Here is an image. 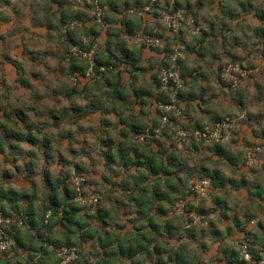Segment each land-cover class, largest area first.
I'll return each instance as SVG.
<instances>
[{"label":"crops","instance_id":"1","mask_svg":"<svg viewBox=\"0 0 264 264\" xmlns=\"http://www.w3.org/2000/svg\"><path fill=\"white\" fill-rule=\"evenodd\" d=\"M200 2L201 0H198V3ZM225 2L231 3V0H225ZM57 4L60 5L59 10H53V6ZM116 4L117 0H114L110 5L111 7L109 6L102 25H93V23L85 25L84 21L87 19V15L78 12L75 18L77 25L72 31V40L78 43H88L91 39L97 40L101 46L108 49L106 58H101L103 61L108 60L107 56H110L113 59L112 62L122 61L126 65V69L118 74L119 80L127 81L131 78L132 85L128 86L126 83L113 80L106 81L111 94L105 103H116L128 110L125 114V130L133 133L136 130L137 123L143 124L140 117L145 114L147 109V104L142 105L140 106L139 115L137 114L136 96L141 92L146 93L145 100L148 101L151 95L154 94L153 88L157 90L158 73L155 75H152V73L157 68L161 69L164 66L171 39L168 31L161 24H152V19L159 20L157 15L151 19L142 17L137 20L136 17L125 16L123 19L113 20L112 16L109 15L110 13L119 16ZM177 4H179V0H177ZM138 5H140V0H131V8ZM85 7L90 9L87 4H85ZM5 8H9L11 11H4ZM186 9L193 16L199 15L191 9ZM221 11L225 12L226 9L222 8ZM41 12H43V15H41ZM73 16L72 0H51L46 8L35 9L30 7L28 12H22L12 3V0H0V33L7 31L16 33L11 37L21 43L19 54H16L18 61H21L20 57L26 60L27 56L31 55V51H34L33 54L40 57L41 55L44 56L42 53H46L45 60L48 63H57L59 67L58 62L60 59L58 55H60L62 47L65 46L66 48L60 34L61 26L74 18ZM91 19L94 21L93 18ZM236 19L237 17L224 16L223 14L216 18L205 16L203 21L195 19L199 28L198 35H192L195 29L188 27L182 29V58L179 75L184 81V86L180 92L179 109L184 116L192 117V119L185 121L188 128L192 127L193 121L197 127L209 123L213 120L209 113H215L217 118H221L236 112L244 113L247 109L255 108L260 103V100L252 95L250 89L255 88L259 91L264 88V27L250 28V35L247 33L241 34L238 28L232 27V21ZM202 22L205 25L204 27L201 26ZM15 23L23 25V32L15 30ZM261 24L264 25V21H261ZM133 28H136V33ZM142 31L161 38L164 43L161 44L162 46L152 48L141 46L138 52L132 53L136 57L135 61H132L129 58L131 49L125 50V40L128 36L134 37L135 34ZM114 40L119 41V44L114 45ZM236 48L237 51L234 53ZM39 53L41 55H38ZM228 55L246 64L247 72L250 74L249 78H253L252 82H247L248 84H245V87L234 92L235 96L240 98L239 103L228 102L227 94L224 93L225 84L218 74L219 64L227 60ZM143 64H148L151 72L142 69ZM74 65L82 71L83 64L81 62ZM58 69L56 72H59ZM69 69L68 67V73L72 77L78 78L77 71L72 74ZM146 76H150V79H145ZM72 90L78 89H70V98H78L72 96ZM209 90L213 92L212 100L206 99ZM217 93L224 94L226 97L221 103H215ZM192 96L200 98V108L204 110H198L193 105ZM96 102L100 101L97 100ZM183 105H186V107ZM59 107H61V110H57L59 109L57 108L55 110L57 113L52 114L51 117H46L47 122L43 119L39 120L40 114L34 115L33 117L38 118H32L31 120L37 125V128L33 131L37 143L35 147H30L31 150L29 151H33L35 159L39 160L41 170L37 172L36 168L33 175L36 174V181L44 185L43 196L39 199V196L33 193L34 189H31L30 183L25 180L23 174L13 178L14 176H11L13 173H11L10 179L2 174L0 176V208L6 212L22 211L25 214L24 218L27 223L26 228H19L15 233L11 252L15 254L12 259L16 260V264H33L34 254L41 255L39 264H54L52 259L54 244L65 243L67 239L74 242L73 246L77 247L79 251L78 259L73 261L72 264H81V260L84 261V264H89L88 256L96 260L97 264H120L119 261L117 262L118 258L121 257L117 240L123 239L126 242L137 238L140 234L148 238L151 233V226L148 221L151 217L153 220L159 218L160 221H163V231L159 229L160 236L156 242L146 245L142 253L127 259H120L122 264H127L129 260H132V264H156L152 259L154 255L160 258L161 264H204L201 257L208 258L209 264H235L238 253L227 244V241L245 232H247L246 241L250 239L253 243L260 245V249H264V220L258 218V216H264V165L261 166L260 173H257L254 168L249 169L243 165L244 169H248L255 176V180L249 181L247 174L240 167V156L235 158V163L223 160V155L229 151V145L220 144L215 148L208 146L206 150L198 147L193 153L199 157L198 166L211 172L214 177L215 183L210 190L213 195L209 200L197 202L199 199L196 200L188 194L186 204L190 208L193 205L194 208L192 207L184 217L174 219H169L167 216L158 217L154 207L160 205L161 209H164L169 206L172 193H167V190L183 192L186 190L191 178H198L191 171L184 173L178 166L180 163L178 153L176 151L171 153V157L176 159V164L172 163L171 158L168 160L158 158L152 168L149 169V161H143L142 174L135 181H130L127 176L117 175V179L120 181L117 184L115 180L110 179V176L105 175L101 177L103 183H97L94 180L95 174L97 171H103L99 162L107 157L108 153H113L114 155L110 158L111 161H107V166L111 168L113 160L122 164V160L128 159L121 151L125 147V141L128 143L134 141H132L131 136H125L122 140H111L110 146L106 147L104 141L107 137L101 134L97 138V142L99 148L103 151L98 154H94L92 151L87 153L89 159L95 156V167L89 168L82 163L77 164L72 158L85 155L84 148L77 146L74 134L66 131L64 126L69 122L82 121L85 116L83 112L77 115L65 108L64 105ZM247 116L251 118L249 129L252 139L264 140V113L248 111ZM41 120L44 123H40ZM235 122L237 125L241 124L238 119H235ZM101 127H105L103 122H101ZM45 129L48 130L49 135H42ZM249 129H244V131L246 132ZM240 131L241 129L237 128L233 135H238ZM59 137L58 148L54 149L53 143H56L55 141ZM66 140L68 143H66ZM45 143L48 147L43 145ZM245 146H248L247 141ZM61 148L66 153L61 152ZM201 152H204L207 158L200 157ZM217 156L220 159H216ZM54 166L57 169L55 175L52 172ZM163 167L168 170L166 175H163ZM70 170L72 173L78 171L84 175L87 174L89 176L88 181H95L98 190L105 192L103 197H110L113 205L118 209V218L121 220L114 219L115 214H113L112 220L106 219L105 215H102L99 220L87 221L91 214H88V210L83 208L75 216L76 221L82 226L80 228L75 227V234H69L68 229L61 227L54 219L50 220L49 229L45 228L42 224L44 207L50 206L52 199L58 203L62 202V190L65 181L67 182L66 173L70 174ZM44 173H46L47 179H45ZM11 180L13 183L22 186L23 191L18 192V194L26 195L28 198L15 203L11 200L13 197L11 193L15 192V189L8 186L13 184L10 182ZM47 181H50L51 188L48 186ZM246 184L249 187H245ZM252 184L260 185L258 195L253 194ZM146 191L149 193H145ZM155 192L160 195L156 196ZM37 196L38 199H36ZM146 199H151V201L155 199L152 205L154 207L150 211L148 210L147 213L139 211L143 208V201ZM105 200L107 201V199H104L102 205L108 204ZM103 207L108 208L106 205ZM27 213L32 214L31 217H28ZM187 215L189 216L186 217ZM104 218L106 221H103ZM135 218H138L139 221L146 220L147 228L138 230L137 227H143V224L145 226L146 223L136 225ZM189 218H194V221H189ZM253 219L258 221L255 226L251 223ZM29 220L32 223L29 224ZM90 221H92V224L90 223L92 226L99 227L100 233L97 234L99 239L90 237L91 230L89 231L87 224ZM103 222L107 224L105 225ZM71 228L73 229V226ZM254 228L259 229V231H248ZM104 235H107L106 237L110 236L108 238V240L111 239L110 243L108 241L107 243L104 242ZM58 236L62 237L59 238ZM157 246H159L158 252L155 249ZM104 251L106 254H116L117 257L109 259L108 262ZM165 256L168 257L167 261L163 260ZM0 257H2L0 258V264H11L7 252L1 253ZM140 259L144 260L140 261Z\"/></svg>","mask_w":264,"mask_h":264},{"label":"clouds","instance_id":"2","mask_svg":"<svg viewBox=\"0 0 264 264\" xmlns=\"http://www.w3.org/2000/svg\"><path fill=\"white\" fill-rule=\"evenodd\" d=\"M12 3L22 12H28L30 7L35 9L46 8L51 3V0H12ZM102 3L105 8H107V0H74L72 8L76 12L85 13L87 15V19L84 21L85 25L88 23L97 25L99 24L100 19L104 16V13L99 11V5ZM85 4L91 5V10L85 7ZM130 4L131 0H117L116 7L119 16L115 13H110L109 15L112 16L113 20L123 19L125 16H134L139 20L141 17L149 19L154 18L156 14L159 13L160 19H152L153 25L159 23L165 30L168 28L178 30L184 23V9L188 8L199 14L198 16H194L193 19H199L201 21H203L205 16L216 18L220 17L221 14L229 17H237L235 21H232V27L238 28L241 34L247 33L250 35V28L264 27V25L261 24V21H264V19H262L264 18V0H231V3H226L225 0H201L200 3H198V0H179V4H177V0H140V9L131 8ZM59 7V4L54 5L53 10L58 11ZM174 7H179L180 12H174ZM222 8L226 9V11L222 12ZM4 11H11V9L5 8ZM41 15H43V12H41ZM92 17L96 18L95 21H92ZM191 23V20L187 21L189 28L191 27ZM201 26H205L203 22L201 23ZM14 27L17 32H23L24 30L23 25L20 23H15ZM72 27L74 28L75 25H72ZM133 31L136 33V28H133ZM198 34L199 29L192 32V35ZM188 38L190 39V37ZM145 39L146 38L138 37L136 34L134 37H127L125 40V50L127 51L128 49H131V52H129L130 60L135 61L136 57L132 55V53L140 50ZM113 43L114 45L119 44V41L114 40ZM157 44H160V42L157 41ZM99 52L102 57L106 58V52L103 46L99 48ZM69 54L80 55L83 57L84 61H87V70L81 71L78 69L77 71L79 80L77 83L78 90H72V96L78 98H70V89L65 87L62 83H58L57 87L51 90H48L47 86H45V91L47 96L54 99L55 103H61L62 98L65 108L73 111L77 115L81 112L84 113V120L79 122H69L64 126L66 131L74 134L77 146H82L84 148L85 155H79L72 158L75 163H82L89 168L95 167V156H93L92 159H89L87 153L92 151L94 154H98L103 151L99 148L97 142V138L101 134H104L107 137L104 141L106 147L110 146V142L113 139L122 140L125 136H131L134 138V143H128L125 141V147L121 150L123 155L128 158L125 162L120 164L118 161L113 160L112 167L109 168L107 166V161L114 155L113 153H108V156L104 157V159L99 162L103 171L96 172L94 179L97 183H103L101 177L105 175L110 176V179L115 180L117 184L120 183L117 179V175L127 176L130 181H135L142 174V162L145 160L149 161V169L152 168L155 160L158 158H163L165 160L171 158L172 163L176 164V159L171 157L173 151H176L180 156V163L178 166L184 173L191 171L196 177L207 175L209 179L204 180L203 184L206 187L211 183L212 173L205 168L198 166L199 157L193 153L191 143L193 136L200 137L201 129L197 128L194 121L191 128L186 127L185 121L192 119V117L184 116L180 109L176 107L175 93L171 97L164 95L163 92L155 94L157 93V90L153 88L154 94L151 95L150 100L148 101L145 100L146 93H139L135 99L137 114L139 115L140 106L147 104V109L145 114L140 117L143 124L137 123L135 132L129 133L125 130V114L128 110L116 103H105V101L111 94V90L108 88L106 81L113 80L131 86L133 83L131 78L127 81L119 80L118 73L122 71L119 65H115L112 68H105L100 64H93L92 60L96 55L95 48L93 51L87 52L81 51L77 46L72 48ZM176 61L177 56L171 57L170 62L173 66ZM153 63H155V61H153ZM141 67L142 69L151 72L148 64H143ZM233 71L238 75L244 74L242 73L239 64L233 68ZM96 73H99L100 75H96ZM157 73H162L163 75V88L168 87L169 79L174 81L175 87L183 88V84L179 79L177 71L169 70L163 72L162 69L157 68L152 75ZM145 79H150V76H146ZM250 91L253 96L260 100L259 105L255 108L247 109L244 113L236 112L235 119L241 121V124L239 125L226 122L224 125L219 126L214 130L210 129L207 136L204 137L200 147L201 149L206 150L208 146L212 144L229 145V151L223 155V160L235 163V158L240 156V167L242 171L247 174V179L249 181H253L255 180V176L248 169H244L243 165L245 161H247L249 169L254 168L257 173L261 172V166L264 165V140L252 139L249 129L251 118H248L247 113L248 111L264 113V99H262V97H264V88L259 91L252 88ZM224 93L227 94V100L229 103L240 102L238 96H235L234 93L228 92L227 85L224 86ZM225 98L224 94L217 93L215 103H221ZM191 99L193 105L197 107L198 110H204L200 108L201 100L198 96H192ZM206 99H213L212 90L208 91ZM97 100L100 102H96ZM3 105V94L0 93V108H2ZM183 106L186 107V105ZM93 109H95V111H93ZM209 115L213 120L217 119L215 113H209ZM37 118L38 117H33V119ZM101 122L104 123L105 127H101ZM40 123H44V121L41 120ZM237 128L241 129L240 133L238 135H233ZM244 129L249 130L245 132ZM153 133H155V135ZM222 133L223 138H221ZM49 134L50 133L47 129L42 133V135ZM246 141L248 142L247 147L245 146ZM66 143H68L67 140ZM21 147L27 150L30 146L28 144H21ZM253 156L256 158L253 159ZM200 157L207 158L204 155V152L200 153ZM216 159H220V157L217 156ZM9 170L13 175L16 174L15 168L9 166ZM56 171L57 169L54 166L52 168L54 175ZM114 172L116 174H113ZM25 175H27V173H25ZM82 179H89V177H83ZM76 183L79 184L80 180L77 179ZM11 187L15 189V192L11 193V195L23 191L22 186L18 183H13ZM245 187H249V185L246 184ZM259 187L260 185H251L254 195H258ZM77 191H80V189L77 188ZM85 191H88V189H85ZM98 198L99 197L93 196L87 201L80 200L79 202L82 205L85 203L93 204ZM258 218L264 220V216H258ZM257 222V219L251 221L253 226H255ZM7 223H11V221L0 219V225H6ZM252 230L259 231V229L255 228L249 229L248 231ZM246 236L247 232L240 233L234 239H229L227 241V244L234 248L239 254V259L235 261V264H264V252H260L259 257L254 258L256 257V252L259 250L260 245L253 243L250 239L248 242H245ZM12 243V241L0 242V253L7 252L11 264H16V260L12 259L15 255L11 252L10 246ZM250 246L252 251L249 250ZM67 252V248L62 249L60 252H56L52 258L54 264H56V262H59V264H69V260L78 259L75 250H73L72 255L65 259L64 254ZM34 255L35 260L33 261V264H39L41 255ZM152 259L156 264H161L159 257L154 255ZM167 259V256L163 257L164 261H167ZM201 259L204 260V264H209L208 258L201 257ZM87 260L89 264H97V261L93 260L91 256H88ZM81 264H84L83 260H81ZM127 264H132V260L127 261Z\"/></svg>","mask_w":264,"mask_h":264},{"label":"rangeland","instance_id":"3","mask_svg":"<svg viewBox=\"0 0 264 264\" xmlns=\"http://www.w3.org/2000/svg\"><path fill=\"white\" fill-rule=\"evenodd\" d=\"M15 34L16 33L11 32V31L0 33V93L3 94V100H4V105L2 108H0V116L5 117V115H6V117L9 118L10 122L7 124V126L10 128L13 127V124L16 121L17 116H19V115H23V114L27 115L28 114L30 116L31 114H35V115L40 114L41 118L39 117V120L43 119L45 122H47L46 117H49V116L51 117L52 114L57 113L55 111L57 108H59L57 110H61V107H59V106L63 105V99L61 98V103H59V104L55 103V101L52 97L47 96L46 91H45V86H47L48 90H51V89H55L57 87L58 83H62L65 87H68L69 89H71V88H75L73 86L77 85V83H78L76 81L74 82L73 80L75 78L72 77L70 75V73H68V66L70 64H72L74 61L68 62L66 60V54L68 53L69 50L66 49L65 46L61 48L60 55H58V57L60 59V61L58 62L59 67L57 66V63H48L47 60H45L44 56L46 55V53L45 54L42 53L44 56H42L39 53L38 55H41V57H42L41 58L40 56H36L35 54H33L34 51L32 52L31 50H30L31 55H28L26 60H24L23 58L20 57L21 61H18V57L16 54L17 53L19 54V49H20L21 43L19 41H16L15 39H13L11 37L12 35H15ZM62 40H63V38H62ZM236 51H237V48L235 49L234 53ZM13 53H14V55H13ZM235 57H236V55H235ZM230 60L235 61L234 64H236L238 61L237 59H233L228 55L227 60L222 61L219 64V66H220L219 72H218L219 78L222 77L221 75H222L223 67L229 63L231 64ZM76 61H78V60H76ZM241 63L243 64V62H238V64L241 66L242 70H244L246 72V77H241L240 81L237 82L235 87H231V88L228 87V91L231 93L239 91L241 88L246 86L245 84H248L247 82L250 83L253 80V78H251V77L249 78L250 74H249V72H247L248 70L245 67H243L241 65ZM243 65L246 66V64H243ZM220 68H221V70H220ZM57 69L59 70V72H56ZM8 106H10V107H8ZM20 107H22V109H20ZM17 108H19V109L17 110ZM5 109H7V111L2 112V110H5ZM12 109H16L17 114ZM30 111H32V112H30ZM14 114H16V115H14ZM231 117L235 118V114H232ZM3 121L4 120H0V123L4 125L5 123ZM14 129H16V128H14ZM47 129H48V127H47ZM55 136H57V135L55 134ZM59 140H60V137L56 139V141H55L56 143H53L54 149L58 148L57 142H59ZM23 144H27V143L25 142ZM28 145L31 147L30 144H28ZM30 147L27 150H31ZM60 151L63 153H66V151L63 150V148H61ZM193 152H194V150H193ZM4 154H6V151ZM4 156L5 155L0 153V176L5 171L12 173L9 170L10 163L7 164V163L3 162L4 160H2ZM27 156L31 157L30 155H27ZM29 157H26L25 159L22 158L20 161L24 160L25 162H28L30 160ZM33 160L32 161L34 163V168H37L36 171L39 172L41 170L39 160L35 159V158ZM22 169H23V166L19 165L18 171L16 170L17 174H15V175L11 174V176L12 177L14 176L13 178H16L17 175L23 174V177L25 176L24 177L25 180H27L30 183L31 189L32 188L34 189L33 193H35V195H38L39 199H40V197L43 196L44 185L39 184V182L36 181V179H35L36 174L35 175L32 174L33 178L31 180L28 175H25V172L22 171ZM66 174H67L66 175V180H67L66 185L70 188V190H72V187H73L72 179L74 178V176L72 175L73 173L71 171L70 174L69 173H66ZM69 177H70V180H69ZM84 177H89V176L86 174V175H84ZM8 179H10V177ZM88 180L89 179H86V183H85V189H88V191H86V192L98 194V196H99L98 206L103 207L106 205L108 207L107 209L105 208L106 214H107L106 219L112 220V216H113V214H115L114 219H118V221H120L121 219L118 218V214H117L118 209L113 205L111 199L103 197L105 192L103 193L102 191H100V189L98 190L95 181H91L92 182L91 183ZM195 180L196 179L191 178V180L188 182V185L186 187L187 191L185 190V191L181 192V191L174 190L172 192V191H170V189L167 190V193H170V194L172 193V196H170V199H169V206L168 207L166 206L164 208V210L171 211L172 209H174L175 206L182 200L181 196L182 197L184 196L183 200L186 201L188 194L191 195L190 193H188V187L191 184V182L195 181ZM10 182L13 183L12 180ZM8 186L11 187L10 184ZM212 195H213L212 192H210L207 197L201 198L197 202H199V201L204 202L206 200H209ZM38 196L36 199H38ZM103 198L107 199V201L106 200L105 201L108 204L102 205V202L104 200ZM111 204H112V206H111ZM109 205H110V207H109ZM153 207L154 206H152V208ZM159 207H160V205H158V206L156 205L154 208L158 209ZM192 207H193V205L191 206V208ZM191 208L189 205L186 204L185 209H184V213L182 215H185L187 212H190ZM88 212H89L88 214H91L92 210L88 209ZM174 213H175V216H178L179 218L184 217L181 214L178 215L176 212H174ZM188 216L189 215H187L186 217H188ZM135 219L137 221L136 225H142L143 223L147 222L146 220L139 221L138 218H135ZM130 220H133V219L131 218ZM188 220L194 221V218H189ZM127 221H128V219H127ZM100 222H101V220H100ZM90 223L92 224V221L87 223L89 231L91 230L90 237L99 239V237H97V234L100 233L99 227L95 228ZM156 224H158L159 229L161 231H163V226H164L163 221L157 220ZM26 226H27V223L23 219V224H22L21 228H26ZM143 228H147V223L145 226L143 224V227H140L139 230H141V229L143 230ZM164 229H165V227H164ZM58 237L61 238L62 236L61 237L58 236ZM63 244L64 243L61 242L60 245H63ZM72 247L75 248L77 255H78V253H79L78 248L75 246H72ZM12 248H13V246L11 247V249Z\"/></svg>","mask_w":264,"mask_h":264},{"label":"trees","instance_id":"4","mask_svg":"<svg viewBox=\"0 0 264 264\" xmlns=\"http://www.w3.org/2000/svg\"><path fill=\"white\" fill-rule=\"evenodd\" d=\"M113 2H111L109 4V6ZM184 11L186 13H190L186 8L184 9ZM77 13L78 12L74 11V16H73L74 18H72L70 21H68L65 24H63L61 26L62 29H63L64 26L70 24L71 22L77 23V20L75 19ZM156 15H158V13ZM74 28H72L69 31L68 38H67L66 41H64V43L66 45V49L69 50L72 45H80V46H82L84 48H88L91 45V43L94 41V39H91V41H89L88 43L74 42L72 40V31H73ZM62 29L60 31V34L62 32ZM171 44H172V40H170V47H171ZM170 47H169L168 54L170 53ZM106 51H108L107 48H105V52ZM168 54H167V56H168ZM101 58H103V57H102L101 53L98 52V54L96 55L95 63L103 65V66H108V65L115 64V62H112L113 59L110 56H107L108 60H106V61H103ZM233 59H235V58H233ZM230 61L233 64L235 62V61H232V60H230ZM78 62H81L83 64L82 71H86L87 70V63L86 62L81 61V60L74 61L72 64H70L68 66L70 68L69 71L71 70L72 74L75 73L76 71H78V67H76V65H74L75 63H78ZM238 62H241V61L238 60L237 63ZM166 64H167V62L165 61L164 66ZM180 65H181V61L179 62V72H180V68H181ZM241 65L243 67H245L242 63H241ZM79 70H81V69H79ZM220 70H221V68H220ZM180 78H181V76H180ZM75 79H76V82H79L78 78H75ZM181 80L183 81L182 78H181ZM221 80H222V77H221ZM156 82H157L156 83V88H157L158 81L156 80ZM222 82L224 84H226L223 80H222ZM226 85L228 87H230L228 84H226ZM183 86H184V81H183ZM73 87L77 88V85H74ZM179 98H180V95H179ZM8 107H10V106H8ZM18 109L19 108H17V110ZM20 109H22V107H20ZM12 110L17 114V110L16 109H12ZM3 111L6 112L7 109L2 110V112ZM30 112H32V111H30ZM16 114H14V115H16ZM27 115L23 114V115L17 116V119L14 122L12 128L7 126V124L10 122L9 118L6 117V115H5V117H1L0 116V120H4L3 122L5 123L4 125L0 123V153L5 155L3 157V159H2V160H4L3 162H5L7 164L10 163V166L13 167V168L15 167L17 171H18L19 165H22L23 166L22 171L27 173V175L32 180V178H33L32 174L36 170V168H34V163H33V161H34L33 159L35 158V155H34L33 151L29 152V150H25L24 148H22L21 144L26 142L27 144H30L31 147L32 146L35 147V145L37 143L36 142L37 138L35 136H33V131H34V129L37 128V125L35 123H33V121H31L35 114H31L30 116L29 115L27 116ZM225 117H229L231 119V121L234 122V124L236 123L235 119L232 118L231 115H226V116H223L221 118H217L215 120H221V119H223ZM14 128H16V129H14ZM131 143H134V142H131ZM43 145L45 147H48V145L46 143L43 144ZM219 145L220 144H214V145H210V146H211V148H215V147H217ZM5 151H6V154H4ZM27 155H30L31 157H29ZM26 157L30 158V160L28 162H25L24 160L20 161L22 158L25 159ZM110 161L111 160L109 158L108 162H110ZM122 161L125 162L126 160H122ZM162 171H163V175H166L168 173V170L165 169L164 167H163ZM10 174H11L10 172L5 171V172H3L2 175L4 177H9ZM44 174H45L44 175L45 179H47L46 178V173H44ZM76 175L84 176V174H82L81 172H78V171H75V173H73V176H76ZM198 178H207V179H209V177L207 175L200 176ZM49 182L50 181H47L48 186L51 188L52 186H51V184ZM66 183L67 182L65 181L64 187H63V190H62V197H63L62 202L58 203V202H56L55 200L52 199L50 206L44 207V211H43L44 215L42 213V218H43L42 219V224H43V226L45 228L49 229L50 220L54 219L56 223H59L61 225V227L65 228V229H68L69 234H75V230H74L75 227L76 228L82 227V226H80V223L78 221H76L75 216H77V212L80 211L83 208H85L86 210H88V209L92 210V213L88 217L87 221H89V220H92V221L99 220L100 216H102V215H105V218H107L106 217L107 216L106 209L104 207H102V206H98V204L82 206V205L74 202V200H73L74 189L72 187V190H70V188L66 185ZM214 183H215L214 182V177L212 175L211 176V188L214 185ZM145 193H149V192L146 191ZM155 195L157 196V195H160V194L158 192H155ZM11 196H13L11 198V200L14 203L16 201L24 200L25 198H28V196L23 195V194H18V193H15V195H11ZM108 198H110V197H108ZM181 198L183 200L184 196L183 197L181 196ZM154 201H155V199L153 201H151V199H146L145 201H143L144 202L143 208L140 209L139 211L147 213V211L152 208V205L154 204ZM161 208L162 207H159L158 209H156V213H157L158 217L159 216H167L169 219H174V218L178 217V216H175L174 209H172L171 211H166V210L161 209ZM30 211L31 210L29 209V212ZM48 211H51L52 214H51L50 218L48 219L47 223L45 224L44 223L45 215H46V213ZM0 212H2V214L7 216V217L8 216L9 217L18 216L19 218H21L22 220L24 219V221H25V218H24L25 214L22 211L17 210L15 212H6V211H4L3 209L0 208ZM26 215H28V217H31L32 214L27 213ZM182 216H184V215H182ZM105 218L103 219V221H105ZM151 218L148 221L149 225L151 226V233H150V236L148 238H147V236L145 237L143 234H140L139 236H137V238L126 241L128 244L126 242H124L123 239H118L117 240L118 247H119V252H120V255H121V257L118 258L119 260H117V262L119 261L120 264H122V261L120 259H124V258L127 259V258H130V257L134 256V255H137L138 253H142L144 251L146 245H150L151 243L156 242L157 238L160 236L159 234H161V233H159V230H158L159 229V225L156 224L157 220H159V218H157L155 220H153V218L152 219ZM30 223H32L31 220H29V224ZM104 224L106 225L107 223H104ZM72 226H73V229L71 228ZM28 227H30V226H28ZM19 228H21V227H17L14 224H9V225H6L4 227V230L9 236H11L13 239H15V233L17 232V229H19ZM137 228L139 230L140 227H137ZM153 232H154V234H153ZM106 236L107 235H104V242L107 243V241H108V243H110L111 239L108 240V238L110 236H108V237H106ZM99 242H101V241L99 240ZM74 244H75L74 242H71V241H69V239H67V240H65V243L63 245L54 244L52 251H53V253L55 255V253L57 252V250L60 247H62V246L72 247ZM155 249L158 252L159 246H157ZM259 250H260V248H259ZM259 250L256 252V257L255 258L259 257ZM251 251H252V248H251ZM119 252H117V253H119ZM105 257L107 258V260L109 262L110 261L109 259H112V258L115 259L117 256H116V254H114V255L112 253L106 254V252H105ZM141 257H143V256H141ZM237 257L239 259L238 254H237ZM143 260L144 259H140V261H143ZM57 264H59V262H57Z\"/></svg>","mask_w":264,"mask_h":264},{"label":"built area","instance_id":"5","mask_svg":"<svg viewBox=\"0 0 264 264\" xmlns=\"http://www.w3.org/2000/svg\"><path fill=\"white\" fill-rule=\"evenodd\" d=\"M113 1L114 0H107V8H105V6H104L103 3L101 5H99V11L102 12V13H104V16L100 19V22H99L100 25H102L104 23V17H105V14H106V12H107V10L109 8V4L111 2H113ZM73 3H74V0H72V5H73ZM89 6H90V10H91L92 6L91 5H89ZM140 7H141V5L134 6L132 8H134V9H140ZM173 10H174V12H180V8L179 7H174ZM183 15H184V23L182 24V26H181L180 29H178V30H173L171 28H168L167 29V31L169 33V36H170V39L172 40V44H171V47H170V53L168 54L167 59H166L167 64L161 68L163 70V72H167L169 70H175V71H177V74H178L179 79L182 82V84H183V81L181 80L180 75H179V62L181 61V49H182V47H180V46H182V35H181V32H182V29L184 27H188L187 21H189V20L192 21L190 28L195 29L194 31H196L197 29H199L197 27V24H196L195 19H193L194 16L192 14L186 13L184 11ZM157 17H158V19H160L159 13H158ZM92 18L95 21L96 18L95 17H92ZM72 25H75L76 26L77 23L71 22L70 24L64 26L63 29H62L61 36H62V38H63L64 41L67 40L68 33L73 28ZM136 35L138 37L146 38L145 39V42L141 46H146L148 48H151V47L160 46L162 43H164V41L161 38L156 37L155 35L150 34L148 32H145V31H142L141 33H138ZM157 41H159L160 44H157ZM77 46L79 47V49L81 51H87V52H91L95 48L96 49V55L98 54L99 48L101 47L100 43H98L97 40H94L88 48H84V47H82L80 45H72L70 47L68 53L66 54V60L68 62H73V61H76V60L84 61L83 57L80 56V55L69 54L70 53V50L72 48H74V47H77ZM96 55L93 57V60H92V63L93 64H96L95 63ZM173 56H177V61H176V63H175L174 66L170 62L171 61V57H173ZM84 62L87 63V61H84ZM237 64L238 63H236V64H232V63L230 64L229 63L226 66H224L223 69H222V75H221L222 76V80L226 84H228L230 87H235V85L237 84V82L240 81V78L241 77H246V72L244 70H242V68H241V71H242V73H244L243 75H238L237 73H235L233 71V68ZM115 65H119L121 67L122 71H124L126 69V65L122 61L115 62V64H112V65H108V66H103L102 65V66L105 67V68H112ZM121 72H119V73H121ZM73 81L75 82L76 79H74ZM157 81H158V84H157V93L163 92L164 95H167L169 97H171L175 93L176 107L179 108V95H180V92H181V90L183 88L175 87L174 86V81L171 80V79L168 80V87L167 88H163L162 87V84H163V75H162V73H158ZM226 122L234 123V122L231 121V119L229 117H227V119L225 117V118H223L221 120H211L209 123L205 124L204 126L197 127L199 129H201V135H200V137H196V136H193L192 137L191 143H192L193 150H195L196 148L200 147V145L203 142L204 137L207 136V134L209 133V130L210 129H213L214 130L215 128H217L219 126L224 125ZM153 134L155 135V133H153ZM221 138H223V133L221 134ZM131 139H132V141H134V138L133 137H131ZM212 145H214V144H212ZM255 158L256 157L253 156V159H255ZM244 166L245 167H248L247 161H245ZM83 177L84 176L77 175V176H74V178L72 179V181H73V189H74V197H73V200H74V202H76V203H78L80 205H82L79 202L80 200L87 201V200L91 199L93 196L99 197L98 194H93V193H90V192H86L85 191L86 179H82ZM77 179L80 180V183L79 184L76 183ZM206 179L207 178H197L195 181H192L191 184L188 187V193H190L191 195H193V197L196 198V199H201V198L207 197L209 195V193H210V190H211V183L208 184L205 187V185L203 184V181L206 180ZM77 188H79L80 191H77ZM98 202H99V198L93 204H87V203H85L82 206H84V205H96V204H98ZM185 205H186V201L181 200L175 206L174 211L178 215H180V214L182 215L184 213ZM51 214H52L51 211H48L46 213V215H45V221H44L45 224L47 223V221L50 218ZM0 219H3L5 221H11V223H7L6 225L14 224L17 227H21L22 224H23V220L21 218H19L18 216H11V217L8 216L7 217V216L3 215L1 212H0ZM6 225H0V242L12 241L13 243L10 246V247H12L14 245V239L5 232L4 227ZM245 242H248V241H245ZM65 248L68 249V252L64 254V258L67 259L68 256H70V255L73 254V250H75V249L72 248V247L62 246V247H60L57 250V252H60L62 249H65ZM249 250L251 251V246H250ZM260 252H264V249H260L259 250V254H260ZM75 253H76V256H77L76 250H75ZM238 256H239V254H238ZM74 260H76V259L69 260V264H71Z\"/></svg>","mask_w":264,"mask_h":264},{"label":"water","instance_id":"6","mask_svg":"<svg viewBox=\"0 0 264 264\" xmlns=\"http://www.w3.org/2000/svg\"><path fill=\"white\" fill-rule=\"evenodd\" d=\"M96 75H99L98 73H96Z\"/></svg>","mask_w":264,"mask_h":264}]
</instances>
